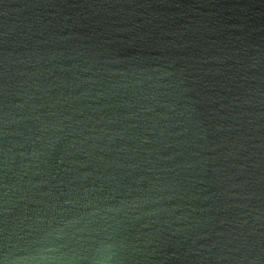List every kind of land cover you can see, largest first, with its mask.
<instances>
[{"label": "water", "instance_id": "1", "mask_svg": "<svg viewBox=\"0 0 264 264\" xmlns=\"http://www.w3.org/2000/svg\"><path fill=\"white\" fill-rule=\"evenodd\" d=\"M0 264H264V0H0Z\"/></svg>", "mask_w": 264, "mask_h": 264}]
</instances>
